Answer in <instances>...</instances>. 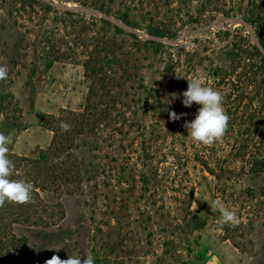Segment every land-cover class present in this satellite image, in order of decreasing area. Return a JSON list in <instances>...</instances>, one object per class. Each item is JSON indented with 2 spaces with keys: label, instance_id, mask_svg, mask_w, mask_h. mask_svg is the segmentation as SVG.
Listing matches in <instances>:
<instances>
[{
  "label": "rangeland",
  "instance_id": "1",
  "mask_svg": "<svg viewBox=\"0 0 264 264\" xmlns=\"http://www.w3.org/2000/svg\"><path fill=\"white\" fill-rule=\"evenodd\" d=\"M28 1L31 7L21 6L9 16L8 0H0V65L8 73L0 80V133L11 136L8 153L33 158L52 139L43 124L45 115L56 118L87 106L90 82L83 63L92 42L100 41L99 20L107 15L80 5L81 0ZM155 2L161 10L152 9V16L180 17L182 23L177 24L176 42H162L171 49L153 55L152 68L144 77L146 83L157 81L173 93L174 113L183 115L175 120L173 130L156 125V105L148 99L145 106L144 94L139 95L134 129L116 136L120 141L110 148L106 142L110 129L100 126L95 142L102 150L83 157L104 163V156L117 149L116 188L101 184L91 191L84 186L82 193L46 197L59 204L63 218L47 227L13 223L12 233L25 240L19 249L9 251L13 264H46L53 255L61 260L90 256L94 264H264V134L259 132L264 131V110L250 111L264 93V71L254 69L249 99L239 105L235 98L241 85L235 74L243 65L220 85L212 76L216 66L232 57L235 44L247 47L244 35L234 30L243 27L250 34L235 19H259L256 25L262 23L264 34V0ZM123 3L115 0L107 21L129 32L132 28L119 20ZM64 12L72 15L60 16ZM195 18L212 22L196 28L189 22ZM71 20L80 23L71 28ZM78 27L87 28L86 32ZM132 30L140 40L147 36L144 30ZM115 38L117 44L121 38L127 41L123 35ZM250 43L254 45L252 39ZM52 49L62 56L51 53ZM164 52L173 54V62L167 63ZM170 63L173 67L166 70ZM252 63L259 64L256 58ZM242 70L249 71L248 67ZM194 78L202 86L222 89L221 95L227 89L229 95L223 100L227 130L211 145L193 142L184 127L199 107L182 104L187 80ZM119 104L110 110L126 111ZM145 148L154 153L148 161L142 157ZM216 200L236 213L238 225L221 223L220 212L210 207Z\"/></svg>",
  "mask_w": 264,
  "mask_h": 264
},
{
  "label": "trees",
  "instance_id": "2",
  "mask_svg": "<svg viewBox=\"0 0 264 264\" xmlns=\"http://www.w3.org/2000/svg\"><path fill=\"white\" fill-rule=\"evenodd\" d=\"M79 2L78 0H65ZM3 3V2H1ZM10 9L9 16L20 11L19 7H31L32 3L28 0H8ZM115 0H81L80 5L96 9L101 13L110 16L112 6ZM160 11L158 3L155 0H124L122 4V12L119 20L128 28L144 30L147 36L162 37L165 39H177L179 30L178 23H182L180 17L167 18L165 15L152 16V9ZM47 9V7H45ZM162 8V7H161ZM158 11V14L160 13ZM69 12H64L60 16H70ZM226 18V17H225ZM254 31L255 37L258 39L264 51V34L262 31V23L256 25L259 19L243 18ZM212 19L198 18L191 19L196 28L204 27L212 22ZM261 20V19H260ZM80 21L71 20V28L75 27ZM99 24L103 31L100 41L92 42L90 51L87 52L86 61L83 63L85 76L89 79V96L88 103L84 111L74 112L67 111L60 117L45 115L44 125L52 132V139L49 146L40 150L37 156L33 158L7 153L11 162L12 173L10 179L31 183L33 188L31 192L32 200L26 204H15L5 202L0 204V255H3L0 264H13L10 261L9 251L14 252L25 243L24 239L17 238L11 231V225H42L50 226L56 221L63 218V213L58 203H50L45 198L50 196H59L61 194H78L82 193L83 187L88 190L96 191L102 184L105 189L111 187L116 188L114 184L119 169L118 157L116 150H112V155L104 156L106 162L84 159V154L100 152L102 149L95 142V139L101 132L100 126L110 129V135L106 138L107 146H112L113 142L120 141L116 136H123L130 133L137 124L138 117L136 110L139 104V95L145 94L143 100L145 106L147 100H152L155 107L156 125L173 130V125L177 122L169 118V113L175 112L176 99L173 93L166 91L159 82L151 80L146 83L144 74L152 68L153 55L166 47L162 42L148 40L144 37L140 40L135 34L125 32L117 26H113L109 21L100 19ZM92 26L94 24L92 23ZM84 27V26H82ZM82 27H78L81 32H86ZM79 32V34L81 33ZM244 35L246 48L235 44L232 57L229 55L225 60V64H221L214 68L212 76L217 77L218 85L224 83L227 76L233 74L238 65H243L241 71H236L235 78L240 81L241 85L237 87V96L235 103L239 105L244 100L249 99L251 94V85L253 81L249 78L255 77L254 69H262L264 71V56L259 52L255 45L251 46V37L245 33L243 27L240 30H234ZM125 36L121 38V42L117 44L115 37ZM92 40V37L88 40ZM129 39V40H128ZM49 44V41H45ZM88 46V45H87ZM127 50L123 51L124 47ZM87 48V47H86ZM183 51V49H179ZM249 50H252L249 54ZM119 51V52H118ZM116 52L118 54H116ZM48 53V52H47ZM51 53L61 55L57 50H51ZM167 56V63L173 62V54L164 52ZM248 53V54H247ZM102 54V57H100ZM178 58V56H177ZM253 58L259 64H253ZM178 61V59H177ZM173 67L172 63L167 64V69ZM248 67L249 71L242 69ZM231 71V73H228ZM103 72V76L100 74ZM100 92V94H98ZM223 92L222 89L219 91ZM221 96L223 100L229 98L225 95L227 89ZM101 96V97H100ZM98 99L92 103V100ZM120 102V106L126 111H111ZM258 105L250 108V111L264 110V93L258 100ZM231 103V102H230ZM224 107V106H223ZM111 108V110H110ZM144 107H140L142 110ZM136 109V110H135ZM229 111V109H226ZM235 111L238 109L235 107ZM127 129L123 132V128ZM264 134V131L259 129ZM154 153L149 148H145L142 154L144 160H150ZM204 164V163H203ZM205 165V164H204ZM203 165V166H204ZM106 168L109 174L105 175ZM205 168L209 170L206 165ZM212 172V171H210ZM100 177L105 180L100 183ZM5 255L9 260H5ZM5 257V258H6Z\"/></svg>",
  "mask_w": 264,
  "mask_h": 264
},
{
  "label": "clouds",
  "instance_id": "3",
  "mask_svg": "<svg viewBox=\"0 0 264 264\" xmlns=\"http://www.w3.org/2000/svg\"><path fill=\"white\" fill-rule=\"evenodd\" d=\"M7 68L0 65V80L6 79ZM187 90L182 93V104L185 107H192L193 103L198 105L195 117L190 122H185L193 142L203 145H211L223 137L228 126V116L223 108V97L221 94L208 86H202L199 78L187 80ZM181 115L169 113V118L179 120ZM11 143V136L0 133V204L5 202L15 204H26L31 202L32 184L24 181L10 179L12 173L11 162L8 159V145ZM210 207L220 212L222 224L236 226L239 220L234 211L227 209L219 201H213ZM46 264H94V259L88 257H72L66 260L59 259L53 255Z\"/></svg>",
  "mask_w": 264,
  "mask_h": 264
},
{
  "label": "water",
  "instance_id": "4",
  "mask_svg": "<svg viewBox=\"0 0 264 264\" xmlns=\"http://www.w3.org/2000/svg\"><path fill=\"white\" fill-rule=\"evenodd\" d=\"M82 9V8H81ZM104 19H109L107 16H103ZM236 23H239V24H242V25H245L247 27V31L248 33L250 34L251 36V39L253 41V44L256 46L257 50L259 52H261L262 54H264V51L261 47V45L259 44L258 40L256 39V37L254 36L253 32L248 28L247 24L242 20V19H235L234 20ZM129 32L130 33H135L132 29H129ZM141 35V34H140ZM146 38L148 40H151V41H156V42H167V43H175L176 41L174 40H170V39H165V38H162V37H156V36H146Z\"/></svg>",
  "mask_w": 264,
  "mask_h": 264
}]
</instances>
